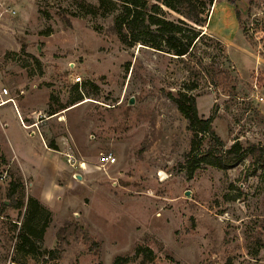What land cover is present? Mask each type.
Instances as JSON below:
<instances>
[{
    "label": "rangeland",
    "instance_id": "rangeland-1",
    "mask_svg": "<svg viewBox=\"0 0 264 264\" xmlns=\"http://www.w3.org/2000/svg\"><path fill=\"white\" fill-rule=\"evenodd\" d=\"M121 3L0 0V88H8L17 107L23 101L37 110L49 138L56 140L55 126L68 140L64 127H70L77 164L63 156L60 173L87 177L75 187V199L60 204L79 218L64 219L34 195L32 179L0 149V264H114L118 257L121 264H264L263 170L253 175L250 158L229 170L203 164L190 174L192 133L171 97L189 91L200 114L216 112L213 126L227 146L237 138L264 145V0H214L204 26L162 5L166 18L206 33L196 54L184 58L122 43L113 30ZM78 96L84 99L64 115L68 108L59 109ZM49 103L59 110L51 116ZM0 118L11 150L16 139L39 148L40 137L26 138L14 102L0 107ZM108 153L114 163H106ZM13 179L23 183L21 208L7 199ZM30 197L52 212L36 253L18 249ZM71 222L79 236L60 245ZM140 246L152 248L154 258L145 259ZM52 249L61 256L51 258Z\"/></svg>",
    "mask_w": 264,
    "mask_h": 264
},
{
    "label": "trees",
    "instance_id": "trees-1",
    "mask_svg": "<svg viewBox=\"0 0 264 264\" xmlns=\"http://www.w3.org/2000/svg\"><path fill=\"white\" fill-rule=\"evenodd\" d=\"M121 2L122 6L115 17L113 30L122 43L132 45L140 42L156 50L172 53L179 58L195 55L198 42L206 33L184 19L175 21L166 18L161 14L162 5L184 14L195 24L204 26L207 22L208 11L214 4V0H121ZM104 5L105 0H100L99 6ZM214 41L222 48L221 41L218 39H214ZM199 61L203 63V57H200ZM218 73L224 80L231 81L226 70L220 69ZM229 88L231 91L235 89L231 84ZM171 97L178 110L188 121V129L192 133L190 149L186 153L187 170L190 174H193L203 164L229 170L250 158L254 167L252 174H257L259 169L264 172L263 144L249 143L245 145L237 138L230 146H227L213 126L216 112L208 117L200 114L197 97L192 92L181 90L177 95H171ZM83 99L82 96H78L59 110L73 106ZM59 110H55L49 103V115H53ZM205 140L207 145L203 148ZM47 143L49 147L58 149L54 138H48ZM1 156L2 160H5V157ZM21 191H23V183L19 179H13L7 191V199L11 200L16 208H21L25 204L18 197ZM3 205L6 206L5 201H3ZM27 208L28 219L24 224L23 231L18 235V249L36 253L39 250V243L44 239L51 223L52 212L35 197L29 198ZM36 218H40L44 222L39 226L35 223ZM78 231L77 223L68 224L63 229L64 235L60 240V245L67 243L74 235L79 236ZM137 252L142 253L148 261L154 258V251L150 247L140 246L137 248ZM61 253V250L52 249L49 251V256L59 258ZM122 260H124L123 257H118L114 264H121Z\"/></svg>",
    "mask_w": 264,
    "mask_h": 264
},
{
    "label": "crops",
    "instance_id": "crops-1",
    "mask_svg": "<svg viewBox=\"0 0 264 264\" xmlns=\"http://www.w3.org/2000/svg\"><path fill=\"white\" fill-rule=\"evenodd\" d=\"M14 106L19 117V122L21 123L22 128L27 132V136L25 135L26 138L36 139L37 137H40V141L38 142L39 148L36 147V144H30L27 141L23 142L16 139L14 140L15 149L11 150L9 143L6 142L7 130H5V128H8V124H6L4 118H0V126L2 129L0 133L1 152L6 156L10 166L18 168L21 174L24 176L27 175V177L32 179L29 184L35 192L34 195L47 204L52 211H56L59 217L61 216L66 219L73 215L74 217L79 218L77 216H80V214L77 210L69 209V212H67L66 208L63 209L60 205L67 199H75V195L73 194L75 187L78 186L83 179H86L87 181V177L83 174H79L81 175L80 179L78 177L77 179H74L73 175H69V173H67V175L64 174L65 172L60 173L66 168V164L64 165L62 163V158L64 159L63 156L66 157L65 154L70 151L73 153V146H76L73 144L75 140L70 127L67 125L64 127V132L68 136V140L66 141L62 140L65 136L57 135L54 130L55 126L51 127V133L56 136V143L58 145V149H53L49 147L47 143L49 135L38 125L39 120L37 110L35 108L30 109L29 107H26L23 101H20V109L16 106L15 99ZM74 108L75 106L68 107V110L65 111L64 115ZM26 160L34 162V164H29V168L24 169L23 163ZM28 171L30 172V175H28ZM58 177H60L59 180H61L60 182H62V184L57 182ZM47 234L48 233H46V237Z\"/></svg>",
    "mask_w": 264,
    "mask_h": 264
},
{
    "label": "built area",
    "instance_id": "built-area-1",
    "mask_svg": "<svg viewBox=\"0 0 264 264\" xmlns=\"http://www.w3.org/2000/svg\"><path fill=\"white\" fill-rule=\"evenodd\" d=\"M80 77H78V80ZM10 94V91L8 90V88L6 87H3V88H0V107L9 103V102H14V99L12 97H7V95ZM263 99V98H262ZM66 158H67V162L73 167L76 166L77 164V157L76 155H74L73 153L69 152V153H66ZM105 161L106 163L108 164H111V163H114L116 161V157L112 154V153H108L106 156H105ZM79 166L81 168H85L86 167V164L84 161H81L79 162Z\"/></svg>",
    "mask_w": 264,
    "mask_h": 264
},
{
    "label": "water",
    "instance_id": "water-1",
    "mask_svg": "<svg viewBox=\"0 0 264 264\" xmlns=\"http://www.w3.org/2000/svg\"><path fill=\"white\" fill-rule=\"evenodd\" d=\"M131 103H133V100H131ZM77 177L80 179L81 178V175H77ZM187 195H190L189 191L186 192Z\"/></svg>",
    "mask_w": 264,
    "mask_h": 264
}]
</instances>
